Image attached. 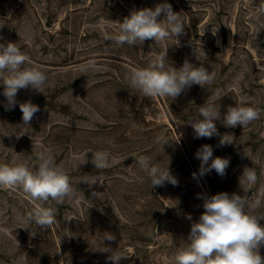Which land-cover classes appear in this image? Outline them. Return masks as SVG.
<instances>
[{"label":"rangeland","instance_id":"rangeland-1","mask_svg":"<svg viewBox=\"0 0 264 264\" xmlns=\"http://www.w3.org/2000/svg\"><path fill=\"white\" fill-rule=\"evenodd\" d=\"M164 2L0 0V43H16L29 57L25 67L48 77L44 93L17 94L18 102L30 100L40 108L23 130L19 103L5 110L0 86V163L35 168L36 154L50 151L74 189L62 205L45 204L58 215L51 229L42 230L27 220L38 202L19 188L0 187V264H111L109 253L98 251L104 245L129 257L120 264H174L204 211V197L243 195L238 180L246 166L258 175L249 195L264 184V0H166L186 26L179 42L173 36L117 48L108 39L132 10ZM166 50L169 66L179 68L185 59L196 66L203 62L214 74L213 84L193 85L173 101L131 89L126 80L131 70L147 67ZM89 60H95V69L81 73ZM205 103L220 106L222 113L228 106L255 107L261 117L243 129L217 121L220 134L235 137L234 144L220 147L218 136L194 138L187 123ZM162 133L169 143L163 150L156 144ZM204 144L213 147V158L230 160L223 177L213 170L193 179L200 166L194 154ZM101 150L110 153V166L98 172L91 153ZM141 155L161 169L170 162L178 184L152 188L135 162ZM83 175L102 183L89 187L80 183ZM105 232L116 239L103 245ZM260 254L264 257V246Z\"/></svg>","mask_w":264,"mask_h":264},{"label":"clouds","instance_id":"clouds-1","mask_svg":"<svg viewBox=\"0 0 264 264\" xmlns=\"http://www.w3.org/2000/svg\"><path fill=\"white\" fill-rule=\"evenodd\" d=\"M261 14H264V4L261 5ZM185 28L179 13L173 11L172 5L165 0L154 8L132 10L129 16L120 22L118 34L109 36L108 39L112 40L117 48L125 44L143 45L146 40L161 43L173 36L179 42ZM215 34L216 31L213 32V35ZM232 42L229 41L230 44ZM167 50L155 55L147 67L131 70L126 76L131 89L144 97H168L173 101L193 85L208 89L213 84L214 74L204 67L203 62L196 66L185 59L179 68L172 64L167 65ZM194 54L196 55L195 51ZM204 54L206 55L205 52ZM28 62L29 57L16 43L9 42L6 45L0 43V86L3 87L4 107L10 111L19 103L25 126L22 130L30 125L40 108L30 100L18 102V92L23 89L44 93L48 83V77L43 70L25 67ZM94 69L95 60H89L80 66L81 73L85 74ZM260 117L261 110L255 107L228 106L222 113L220 106L205 103L187 123L193 129L194 138L210 139L218 136V146L223 147L234 144L235 137L231 133L220 134L217 121L225 128L240 126L243 129ZM22 130L19 135L23 134ZM179 140L180 136L177 143ZM156 144L163 150L164 145L169 143L162 133L156 138ZM91 154L90 162L98 172L110 166L108 151H95ZM194 156L200 161V166L198 172L192 173L193 179H199L213 170L223 177L230 164L228 158L219 156L213 158V147L209 144L201 145ZM36 159L38 163L35 168H29L23 162L0 163V187L19 188L31 200L38 202L27 220L42 230H48L56 222L58 209L46 207L45 204L51 200L62 205L66 199L74 195V189L69 175L56 164L50 151L38 152ZM87 162L88 159L82 164ZM135 162L150 179L152 188L164 186L166 182L174 186L178 184L177 178L170 172V162L166 169L153 165L148 156L141 155ZM97 181L102 183L98 178H91L88 175H83L80 179V183H85L89 187ZM238 183L243 195L220 192L203 198L204 211L198 221L191 224L185 245L179 248L174 256V264H264V257L260 254V248L264 246V225L260 223L264 220V213L259 212L264 205V184L254 197L249 195L251 189L258 183V175L253 167L247 166L244 167ZM95 194L96 192L92 193L93 196ZM187 219H192L190 214L187 215ZM19 228L27 227L21 225ZM115 239L114 234L105 232L101 242L104 245V241ZM118 249L119 247L112 249L104 245L98 251L109 253L107 260L111 261V264H120L129 257Z\"/></svg>","mask_w":264,"mask_h":264}]
</instances>
